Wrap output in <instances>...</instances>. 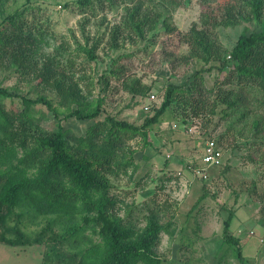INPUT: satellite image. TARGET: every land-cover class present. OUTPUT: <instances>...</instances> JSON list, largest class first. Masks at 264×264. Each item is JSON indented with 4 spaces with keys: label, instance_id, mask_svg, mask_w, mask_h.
<instances>
[{
    "label": "trees",
    "instance_id": "16d2710c",
    "mask_svg": "<svg viewBox=\"0 0 264 264\" xmlns=\"http://www.w3.org/2000/svg\"><path fill=\"white\" fill-rule=\"evenodd\" d=\"M10 1L0 0V59L17 66L20 74L32 75L37 84L55 90L60 107L44 95H24V109L11 112L3 101L14 95L0 85V163L6 166L0 168V224L4 225L13 215L18 219L11 228L17 239L3 237V242L33 244L20 228L25 213L33 220L56 215L34 241L41 243L48 236L47 240L55 242L46 252L43 264H161L156 247L167 226L154 212L140 230L127 225L116 212L117 200L111 193L113 185L108 175L127 174L130 167L137 168L127 154L129 142L139 135L148 139L151 126L170 110L187 120L218 114L222 119L229 117L228 110L239 105L251 107L254 102L264 108V0H201L200 24L194 22L189 30L179 34L188 45L181 60L186 64L202 61L203 67L183 84L169 83L162 103L151 107L154 113L147 115L141 125L109 114L99 119L104 110L103 98H89L92 90L86 93L81 85L87 77L77 75L73 58L66 57L64 63L65 53L69 52L67 42L56 46L53 53H45L43 47L50 44L51 32L43 27L44 21L34 16L30 22L25 17L28 11L34 12V0H26L6 16ZM147 1L175 10L184 0H74L65 6L73 3L85 13L96 4L124 6L122 19L113 27L110 38L111 47L118 48L122 35H129L132 40L144 39L163 18V12L147 8ZM251 22H256L261 30L242 32L234 42L224 40L223 28ZM164 25L169 32L176 29L166 19ZM97 46L98 41L92 46L79 43L78 49L92 61L97 58ZM213 68L223 76L210 86L202 74ZM114 74L121 89L133 98L143 99L153 93V85L127 73L123 65L117 66ZM38 104L51 112L57 121L56 129L44 127L41 121L45 114L36 109ZM61 115L93 123L85 134H75L64 128ZM253 129L256 135L260 134L254 142L264 146V116L255 119ZM262 158L264 162V155ZM18 208L20 212H16ZM232 220L233 213L225 220V242L235 257L247 264L241 238L231 231ZM59 221L67 226L63 232L51 227ZM88 229L99 239L87 237L90 244L86 248L68 254L63 244L79 242Z\"/></svg>",
    "mask_w": 264,
    "mask_h": 264
},
{
    "label": "rangeland",
    "instance_id": "374dc122",
    "mask_svg": "<svg viewBox=\"0 0 264 264\" xmlns=\"http://www.w3.org/2000/svg\"><path fill=\"white\" fill-rule=\"evenodd\" d=\"M25 1L11 0L6 5L5 15ZM71 1L74 0H34V12L28 11L25 17L30 22L34 16L44 21L43 27L51 32L50 44L43 47L45 53L51 54L56 46L67 42L69 52L65 53L64 63L66 57L73 58L77 75L87 77L81 85L86 93L92 90L89 98H103L104 110L99 119L109 114L141 125L147 115L154 113L151 107L162 103L169 83L183 84L203 67L202 61L186 64L181 60L188 45L180 40L179 34L189 30L194 22L200 24L201 0H184L175 10L147 1V8L163 12V18L144 39L133 37L132 40L129 35H122L118 48L111 47L110 38L113 27L122 19L124 6L96 4L85 13L73 3L65 6ZM2 19L0 15V22ZM164 19L175 31H167ZM259 30L260 26L251 22L225 27L222 31L224 40L234 42L242 32ZM95 41H98L97 58L88 61L78 44L92 46ZM119 65H123L127 73L153 85L156 99L133 98L121 89V82L114 74ZM202 75L210 86L223 76L217 68L204 71ZM31 77L20 74L17 66L0 59V85L14 95L3 101L7 110L22 111L24 95L31 98L44 95L59 106L56 91L37 84ZM35 107L45 114L41 121L44 127L56 129L57 121L48 108L43 104ZM228 111L229 117L222 119L218 114L187 120L179 112L168 111L159 123L151 126L148 139L139 135L129 142L127 154L132 156L137 168L130 167L127 174L108 175L113 185L111 193L117 200L116 212L127 225L140 230L154 212L167 226L156 247L161 264H242L225 242L224 224L231 213V231L241 238L247 264H264V146L254 142L260 134L256 135L253 129L255 119L264 116V108L254 102L251 107L239 105ZM244 113L248 114L243 116ZM60 118L64 128L75 134H85L93 123V120L74 117L65 119L63 115ZM209 139L218 143L223 159L221 165L204 168L201 156ZM0 168L6 166L0 163ZM20 211V208L16 210ZM54 217L56 215L33 220L29 214L22 216L20 228L33 244L3 242V237L17 239L11 229L18 223L14 215L4 225L0 224V264H43L46 252L55 242L47 240L48 236L41 243L34 241ZM51 227L63 232L67 226L59 221ZM87 237L94 241L99 239L88 229L79 242H65V251L73 254L86 248L90 244Z\"/></svg>",
    "mask_w": 264,
    "mask_h": 264
},
{
    "label": "built area",
    "instance_id": "2783aa9c",
    "mask_svg": "<svg viewBox=\"0 0 264 264\" xmlns=\"http://www.w3.org/2000/svg\"><path fill=\"white\" fill-rule=\"evenodd\" d=\"M150 99H156V93L153 92L150 95ZM222 159L223 152L218 143L214 139L207 140L203 148V154L201 156V161L204 165V168L221 165Z\"/></svg>",
    "mask_w": 264,
    "mask_h": 264
},
{
    "label": "crops",
    "instance_id": "0c3cea01",
    "mask_svg": "<svg viewBox=\"0 0 264 264\" xmlns=\"http://www.w3.org/2000/svg\"><path fill=\"white\" fill-rule=\"evenodd\" d=\"M258 264H259V262H258Z\"/></svg>",
    "mask_w": 264,
    "mask_h": 264
}]
</instances>
